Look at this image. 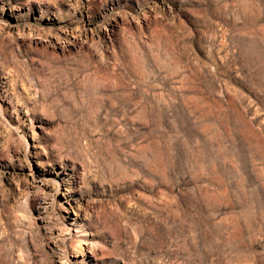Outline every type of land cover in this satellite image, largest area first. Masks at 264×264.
<instances>
[{
    "label": "rangeland",
    "instance_id": "374dc122",
    "mask_svg": "<svg viewBox=\"0 0 264 264\" xmlns=\"http://www.w3.org/2000/svg\"><path fill=\"white\" fill-rule=\"evenodd\" d=\"M0 264H264V0H0Z\"/></svg>",
    "mask_w": 264,
    "mask_h": 264
}]
</instances>
